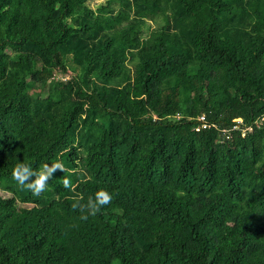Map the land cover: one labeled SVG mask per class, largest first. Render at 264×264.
I'll return each mask as SVG.
<instances>
[{
  "label": "trees",
  "instance_id": "obj_1",
  "mask_svg": "<svg viewBox=\"0 0 264 264\" xmlns=\"http://www.w3.org/2000/svg\"><path fill=\"white\" fill-rule=\"evenodd\" d=\"M91 1L0 0V264H264V0Z\"/></svg>",
  "mask_w": 264,
  "mask_h": 264
},
{
  "label": "clouds",
  "instance_id": "obj_2",
  "mask_svg": "<svg viewBox=\"0 0 264 264\" xmlns=\"http://www.w3.org/2000/svg\"><path fill=\"white\" fill-rule=\"evenodd\" d=\"M57 170L64 171L63 163L57 161L50 166L48 163H44L39 170H34L28 164L18 163L12 170V177L22 190L27 189L33 195H40L47 189L48 181L52 179ZM63 186L65 188L71 187V181L65 178ZM111 201L112 195L102 189L97 191L94 197H88L86 201L82 196L75 199L72 208L73 210H79L81 213L80 219L86 221L89 216H95L101 211L102 207L108 205Z\"/></svg>",
  "mask_w": 264,
  "mask_h": 264
},
{
  "label": "built area",
  "instance_id": "obj_3",
  "mask_svg": "<svg viewBox=\"0 0 264 264\" xmlns=\"http://www.w3.org/2000/svg\"><path fill=\"white\" fill-rule=\"evenodd\" d=\"M263 120V119H262ZM235 121V120H234ZM197 122L199 123L197 126H196V128H195V131L196 132H198V131H201V130H205V129H207V128H209L211 125H209L206 121H205V119H204V117L203 116H200L198 119H197ZM236 123H241V121H240V119H236V121H235ZM237 129V127H233L232 128V130H236ZM248 131H250V129H248ZM229 131H223V134H224V136H225V138L226 139H228V137H229ZM243 133V135H244V131L242 132ZM242 135V136H243Z\"/></svg>",
  "mask_w": 264,
  "mask_h": 264
},
{
  "label": "rangeland",
  "instance_id": "obj_4",
  "mask_svg": "<svg viewBox=\"0 0 264 264\" xmlns=\"http://www.w3.org/2000/svg\"><path fill=\"white\" fill-rule=\"evenodd\" d=\"M102 0H93L90 2V6L94 7L96 4L100 3ZM236 121V120H235ZM0 196L5 197L7 196L5 193L0 191ZM26 207H30L29 205H26Z\"/></svg>",
  "mask_w": 264,
  "mask_h": 264
}]
</instances>
